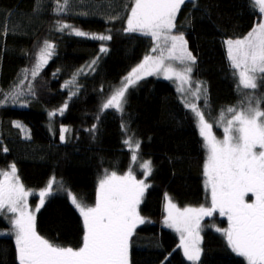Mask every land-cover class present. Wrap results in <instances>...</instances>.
I'll return each mask as SVG.
<instances>
[{
    "label": "trees",
    "instance_id": "1",
    "mask_svg": "<svg viewBox=\"0 0 264 264\" xmlns=\"http://www.w3.org/2000/svg\"><path fill=\"white\" fill-rule=\"evenodd\" d=\"M57 2L63 0H40L37 9L36 0H0V89L10 91L21 69L35 64L45 40L55 45V55L37 78L32 80L29 74L35 96L25 90L20 97L25 103L0 107V170L10 171L9 166L15 164L20 182L31 193L27 198L30 210L39 204V190L50 178H60L64 187L55 185L59 191L51 193L36 213V230L50 243L78 249L83 246V217L64 189L94 206L105 170L118 175L135 171L142 179L135 164L150 160L152 172L143 179L148 187L138 206L145 223L137 225L130 238L129 264H194L182 251L179 233L164 219L168 198L180 209L208 205L207 149L197 117L172 81L156 74L129 88L123 113L109 109L101 114L102 102L144 56L153 53L155 43L140 33L124 32L134 0H70L68 10L60 13L54 10ZM198 5L182 6L175 31L184 34L196 57L193 81L203 82L202 91L206 88L198 108L222 136L223 125L218 128L214 122L221 110H241V101L251 94L239 86L224 42L243 38L264 14L251 0H198ZM117 15L119 19H108ZM58 20L89 35H111L112 39L80 37L70 29L59 32ZM102 46L108 49L106 53L100 52ZM97 58L95 71H88L86 66ZM81 67L87 74L78 78L82 87L69 100L71 91L63 86ZM255 95H264V85ZM66 101L68 108L60 114L58 109ZM53 112L55 116H49ZM227 119L231 114L225 113ZM13 122H20L24 130ZM62 126L68 129L64 141L60 140ZM129 137L133 148L140 141L135 162L130 146L124 143ZM13 218L6 209L0 213V264H19ZM228 227L227 218L217 210L203 220L198 264H247L228 245L223 234Z\"/></svg>",
    "mask_w": 264,
    "mask_h": 264
},
{
    "label": "snow or ice",
    "instance_id": "2",
    "mask_svg": "<svg viewBox=\"0 0 264 264\" xmlns=\"http://www.w3.org/2000/svg\"><path fill=\"white\" fill-rule=\"evenodd\" d=\"M36 2L38 9L40 0ZM251 2L258 6L259 13L264 14V0ZM187 3H191L194 8L199 7L198 0H134L127 15L124 32L150 37L155 43L152 52L160 48V41L163 39L170 44L167 49L169 55L167 58L163 55L144 56L141 63L133 67L123 77L120 86L114 88L111 95L102 102L101 114L109 109L123 113L129 88L153 74H163L167 79L175 77L180 81V92L185 91L184 85H188L189 91H192L191 86L195 83L192 94L199 99L198 93L201 92L203 82H193L191 79L196 57L189 51L184 34H173L177 28V16L182 6ZM69 4L70 0H63L62 4L57 2L54 10L57 13L65 12ZM119 18L120 15L108 17L109 20ZM188 23L191 21L188 20ZM56 25L59 32L70 29L80 37L102 42L112 39L111 35H89L59 20ZM224 43L227 45L230 67L238 75L239 86L250 90L251 94L241 101V110L227 107L221 110L219 119L214 121L218 128L223 125L222 140L214 135L213 124L205 119L204 112L196 104L185 102V106L197 117L199 134L207 149L204 176L206 188H210L211 192V207H185L181 210L168 198L164 223L180 233V246L187 259L198 262L201 256L200 220L212 216L218 209L219 214L227 216L229 222V227L223 230V234L231 249L245 257L247 264H264V108L261 107L264 104V95H255L259 87L264 85V20L255 24L243 38L228 39ZM107 51L106 47L100 48L101 53ZM54 55L55 45L45 40L36 54L35 64L30 69H21L18 82L13 84L10 91L0 89V107L7 106L9 102L12 105L25 103L20 100L25 90L34 97L35 90L29 74L35 80ZM98 59L92 60L86 66L88 71H95ZM166 59L179 61L185 66L182 71H177L171 64L165 65ZM86 74L85 67L77 69L63 86L71 91L69 100L79 94L82 86L78 83V78ZM203 91L206 93V88ZM67 108L66 101L58 111L63 114ZM225 113L231 114V119L225 120ZM55 114L49 113V116ZM96 118L99 120V115ZM13 123L24 130L20 122ZM95 128L94 124L92 130ZM67 131L66 127H61V141L65 140ZM124 143L130 146L133 153L131 159L135 162L140 141L135 142L134 148L131 147V137ZM257 147L259 151L256 150ZM9 167L10 171L0 170V213L6 209L13 214L14 218L10 223L15 233L19 264H129L130 238L137 225L145 223V219L138 212V206L148 187L144 180H136L131 171L121 176L115 171L109 174L105 170L104 177L99 181L95 206H87L76 194L64 189L83 217L85 230L83 246L73 249L50 243L36 230V213L44 207L53 185L59 183V187L63 189V182H57L52 177L39 192V204L34 210H30L27 198L31 193L20 182L15 164ZM140 167L145 177L151 174L150 160L144 161ZM249 193L254 196L251 203L245 199Z\"/></svg>",
    "mask_w": 264,
    "mask_h": 264
},
{
    "label": "rangeland",
    "instance_id": "3",
    "mask_svg": "<svg viewBox=\"0 0 264 264\" xmlns=\"http://www.w3.org/2000/svg\"><path fill=\"white\" fill-rule=\"evenodd\" d=\"M261 20H264V15H263V17H262ZM261 20H260V21H261ZM260 21H259V22H260ZM173 34H179V32H176V31L174 30V31H173ZM169 47H170V44L165 43V41L162 39V40L160 41V48H158L156 52H153V53H151L150 55H153V56H160V55H163L164 57L167 58L168 55H169L167 49H168ZM189 51H190V50H189ZM168 64H171V66H172L174 69H176L177 71H182L183 68H184V66H185L184 64H182V63L179 62V61H174V60H168V59H166V60H165V65L167 66ZM156 75L165 78V76H164L163 74H156ZM166 79H167V78H166ZM191 79H192V81H193L192 74H191ZM170 80L172 81V83L174 84V86L176 87V89H177V91H178V88L180 87V81H179L178 79H176L175 77H173V78L170 79ZM193 82H194V81H193ZM191 87H192V91H194V90H195V87H196L195 83H193ZM184 88H185V91H184V92H180V91H178V94H179V96L181 97L182 101H183L184 103L187 102V103H189V104H196L197 107H198V102H199V100H200V98H201V95H202V93H203V91H202V87H201V92L198 93V95H199V99H197L196 96H194V95L192 94V91H189V86H188V85H184ZM213 133H214V135L217 137V139H219V140H222V139H223V135H222V136H219V135H217L214 131H213ZM256 150L259 151L260 149L257 147ZM135 165L137 166V168L139 169V171L142 172V176H143V178H142V179H138L137 176H136V172H135V171L132 172V175L135 177L136 180H143L144 177H145V175H144V173H143V170H142L141 167H140V164L136 163ZM109 174H110V173H109ZM104 175H105V174H104ZM104 175L102 176V178L104 177ZM117 175H118V174H117ZM121 176H122V175H121ZM52 177H55L56 181H57V182H60V178H59L58 176H52ZM52 177H51V178H52ZM51 178H50V179H51ZM55 185L58 186V188H59V183L54 184L51 193H53V192H55V191H59V189H55ZM45 187H46V186H45ZM45 187H44V188H45ZM44 188L40 189L39 191L43 190ZM207 190H208V198H209L208 203H207L208 205H205V206H203V207H211V192H210V188H207ZM71 192H72V191H71ZM72 193H73V192H72ZM250 196H252V197L254 198V196H253L251 193L247 194V196L245 197L246 201L249 202V203L252 202V201L248 198V197H250ZM47 198H48V197H47ZM47 198H46V200H47ZM46 200H45V201H46ZM166 205H167V204H166ZM90 206H93V205H90ZM94 206H95V204H94ZM198 208H199V207H198ZM181 210H182V209H181ZM217 211L219 212L218 209H217ZM165 216H167L166 206H165ZM221 216H222V215H221ZM210 217H212V216H210ZM210 217L206 216V217H203V218L200 220V228H199L200 245H201L202 222H203L204 219H206V218H210ZM222 217H226V218H227V216H222ZM227 220H228V219H227ZM177 232H178V231H177ZM178 233H179V232H178ZM179 236H180V233H179ZM200 247H201V246H200ZM181 248H182V247H181ZM73 249H74V248H73ZM182 251H183V253H184L183 248H182ZM186 258H187V257H186ZM192 262H193V261H192ZM198 262H199V261H198ZM198 262H193V263H194V264H198Z\"/></svg>",
    "mask_w": 264,
    "mask_h": 264
}]
</instances>
